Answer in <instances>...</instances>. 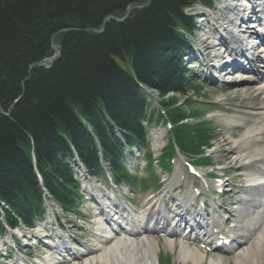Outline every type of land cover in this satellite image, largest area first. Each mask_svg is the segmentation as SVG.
I'll return each mask as SVG.
<instances>
[{
	"label": "trees",
	"instance_id": "trees-1",
	"mask_svg": "<svg viewBox=\"0 0 264 264\" xmlns=\"http://www.w3.org/2000/svg\"><path fill=\"white\" fill-rule=\"evenodd\" d=\"M146 1L0 0V107L9 110L20 98L10 117L0 113V196L15 211H23L12 203L21 194L22 203L28 196L33 206L38 200L35 192L26 195L29 182L37 186L30 158L33 150L48 183L53 181L49 177L52 165L63 170L56 161L58 152L67 148L62 135H70L76 145L87 143L88 136L76 128L80 119L75 111L92 121V113L102 112L100 106L107 102L110 109L105 110L111 118L132 134L137 130L136 138L142 139L145 106L131 96L130 85L137 91L138 80L156 89L161 97L171 91L183 92L180 63L172 48L179 43L175 31L189 25L184 8L203 0H151L124 22H108L103 33L86 30L98 29L108 15L120 17L130 4ZM60 30L67 31L58 33ZM52 41L59 45L60 58L49 69L33 67L51 56ZM137 95L140 97L139 92ZM166 102L162 104L176 126L180 144L193 150V145L201 148L205 143L202 126L182 122L188 118L183 109L172 110ZM101 138L105 140L103 135ZM78 149L82 157L87 152L86 147ZM112 156L116 161L119 158L116 153ZM63 178L67 184L57 186L61 200H65V186L69 185L68 176ZM10 182L20 184L13 187Z\"/></svg>",
	"mask_w": 264,
	"mask_h": 264
},
{
	"label": "bare ground",
	"instance_id": "bare-ground-1",
	"mask_svg": "<svg viewBox=\"0 0 264 264\" xmlns=\"http://www.w3.org/2000/svg\"><path fill=\"white\" fill-rule=\"evenodd\" d=\"M145 7L146 6L144 7L136 6L135 8L131 10L135 11L138 9H143ZM216 35H217L216 38L220 37L219 33H217ZM220 40L222 41L221 38ZM27 74L29 75L31 74V68L27 72ZM133 74L137 78L136 73L133 72ZM29 78L30 77H28L27 80ZM23 83L24 82H22V85H24ZM130 89H131V96H133L135 100H138V95L136 93L137 91L133 87V85H130ZM19 99H17L15 103H18ZM257 102H259V100H257ZM104 106L110 109L109 104L107 102L104 103ZM13 110H14L13 106L10 107L9 110H5L0 107V113L5 117H10L14 113ZM91 116L95 121L99 120V118L96 116L95 113H92ZM236 121L237 119H234L229 116L226 117L225 119V123L227 127L234 126ZM246 124L247 126L245 127V130H244L245 134L242 139L238 140L241 144H243V147L239 151V155H240V152H246L245 156H243L242 159L246 163L251 162L252 165H254V171L256 172L253 173L252 175L254 177L263 178L264 176V117L257 116L255 120L247 121ZM76 128L81 131L82 135L84 134L80 127H76ZM228 143L230 144L229 141ZM230 153L231 152H229L228 155H230ZM39 176H41V174H39ZM25 183L26 182H24V184H21L22 187L25 185ZM19 184H20L19 182L18 183L14 182V183H11L10 185L15 187L16 185L18 186ZM29 186H30V189H28L29 192L26 195H30L33 192L35 193L38 192L37 186L35 184L29 182ZM23 196L24 195L21 194L20 199ZM18 199L19 198H17L16 200ZM99 226L101 227V229ZM103 227H104V224L100 223L97 227V230H102ZM102 249H101L102 252L98 256L90 260L87 264H95L96 261L98 260L106 264H158L156 263V261L159 260L157 256V248L155 244L149 241L148 243L142 245L140 243L136 244L135 242L128 243L126 239L117 238L114 240L113 245H111L107 249H104V248ZM174 259L184 264H202V262L204 261L203 257H200L199 255H196L192 252H186L183 250H179L178 255H176ZM208 264H222V262L220 260L211 259Z\"/></svg>",
	"mask_w": 264,
	"mask_h": 264
},
{
	"label": "rangeland",
	"instance_id": "rangeland-1",
	"mask_svg": "<svg viewBox=\"0 0 264 264\" xmlns=\"http://www.w3.org/2000/svg\"><path fill=\"white\" fill-rule=\"evenodd\" d=\"M172 48H174V47H172ZM246 92H249V90L242 89L238 93L233 92V95H231V92H228L223 96H221V95L216 96V94L212 93L211 95H208V97H207V94H205L206 97L200 96V101L206 102L208 100L210 102L220 104L221 106H223L224 110H239L240 115L242 117L248 118V120H249V119H252L251 117H253V116L249 117L248 111H251V110L246 108L240 102L241 97L244 96V93H246ZM129 94H130V91H129ZM202 94H204V92H201V95ZM173 96H174L173 97L174 99H177L178 102H181L183 104L190 100L192 103H195L196 105L200 106L199 111L201 113V117L202 118L205 117V119H207L210 122V124L215 128V130L217 132L218 140H217L215 148L220 149V152L216 153L215 156L217 157L218 162H219L218 168L222 169L224 167V169L232 170V171H230V172H232V173H230V175L233 179L232 174H233V172L235 173V171H233L235 169H233V167L230 166V165H232V162H231L232 160L230 158V157H232V155L227 154V152H230L232 149L230 146H228V147L225 146V143L223 140V139H225V136H224L223 132L221 131V129H222L221 127H224V126H223V122H221L220 119L222 117H224L223 114L225 111L219 110V108L217 106L210 108L208 105H206V103L201 104L202 102H199L198 100H196L197 95L195 93L192 96L190 94L183 96L180 93H175ZM219 97L220 98L222 97V98L220 99ZM245 103H248V102H245ZM229 108H231V109H229ZM219 140H221L222 142L219 144V147H218ZM80 145L82 147L84 145V141H80ZM222 149H224L225 151H221ZM213 150H215V149H213ZM177 161H179V162H177V166H178L179 170L184 172V173H187L186 169L184 168V162L182 161V159L180 157H178ZM235 176H236V173H235ZM5 184L3 183V185H5ZM7 193H9V192H7Z\"/></svg>",
	"mask_w": 264,
	"mask_h": 264
},
{
	"label": "water",
	"instance_id": "water-1",
	"mask_svg": "<svg viewBox=\"0 0 264 264\" xmlns=\"http://www.w3.org/2000/svg\"><path fill=\"white\" fill-rule=\"evenodd\" d=\"M127 14H128V11H127L126 15L124 16V18H126ZM107 19H115V17H114V16H108V17L105 19V21H106ZM105 21H104L103 24H102V27H101L100 32H102V31L104 30V28H105V23H106ZM55 54L59 55V52L56 50V53H55ZM53 62H54V59H51V60L49 61V63L40 62V64L43 65L44 67H50V66L53 64ZM15 105H16V103H14V106H15Z\"/></svg>",
	"mask_w": 264,
	"mask_h": 264
}]
</instances>
